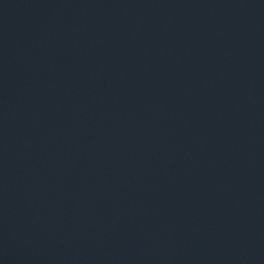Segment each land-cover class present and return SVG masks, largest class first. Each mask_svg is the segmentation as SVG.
Instances as JSON below:
<instances>
[{
  "label": "water",
  "instance_id": "obj_1",
  "mask_svg": "<svg viewBox=\"0 0 264 264\" xmlns=\"http://www.w3.org/2000/svg\"><path fill=\"white\" fill-rule=\"evenodd\" d=\"M0 264H264V0H0Z\"/></svg>",
  "mask_w": 264,
  "mask_h": 264
}]
</instances>
